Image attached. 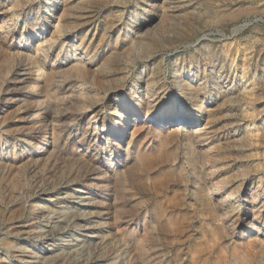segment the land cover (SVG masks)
<instances>
[{
  "label": "rangeland",
  "instance_id": "rangeland-1",
  "mask_svg": "<svg viewBox=\"0 0 264 264\" xmlns=\"http://www.w3.org/2000/svg\"><path fill=\"white\" fill-rule=\"evenodd\" d=\"M54 263L264 264V0H0V264Z\"/></svg>",
  "mask_w": 264,
  "mask_h": 264
},
{
  "label": "bare ground",
  "instance_id": "bare-ground-1",
  "mask_svg": "<svg viewBox=\"0 0 264 264\" xmlns=\"http://www.w3.org/2000/svg\"><path fill=\"white\" fill-rule=\"evenodd\" d=\"M183 109V108H182ZM176 110V109H175ZM168 113H169V119L168 120H171L172 122H178L179 120H186V119H188V118H190V117H187V116H183L182 114H179V113H175V111L174 110H169L168 111ZM197 115V114H196ZM196 115H193V116H196ZM197 117V116H196ZM151 118H153V116L151 117V114H146V120H149V119H151ZM129 120V119H128ZM131 120L133 121L134 120V118H131ZM42 190V189H41ZM32 256V255H31ZM47 257V256H46ZM40 258H42V257H40ZM37 259V258H36ZM53 261V260H52ZM59 262V261H58ZM55 264V263H54Z\"/></svg>",
  "mask_w": 264,
  "mask_h": 264
}]
</instances>
